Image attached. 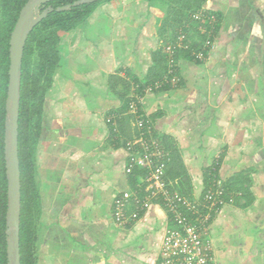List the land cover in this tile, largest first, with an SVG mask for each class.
Returning <instances> with one entry per match:
<instances>
[{"label":"crops","instance_id":"crops-1","mask_svg":"<svg viewBox=\"0 0 264 264\" xmlns=\"http://www.w3.org/2000/svg\"><path fill=\"white\" fill-rule=\"evenodd\" d=\"M202 8L216 16L212 47L202 61L177 56L176 83L145 94L140 107L176 152L169 168L191 197L214 175L237 190L209 225L213 264H264V0ZM167 18L160 0H110L61 35L33 151L34 264L157 263L169 226L163 209L154 204L119 226L111 207L131 189L123 142L135 128L124 83L149 75Z\"/></svg>","mask_w":264,"mask_h":264},{"label":"built area","instance_id":"built-area-1","mask_svg":"<svg viewBox=\"0 0 264 264\" xmlns=\"http://www.w3.org/2000/svg\"><path fill=\"white\" fill-rule=\"evenodd\" d=\"M191 18L198 22L197 32L203 33L204 38H194L192 30L189 33L178 30L163 47L165 70L151 82L134 80L126 101L125 112L131 115L135 131L123 142L129 156L125 173L130 176L136 171L138 175L133 189L124 190L114 198L111 216L117 225L125 226L137 221L154 204L163 209L169 226L163 234L156 264H213L209 225L220 208L234 200L233 193L218 176L212 177L202 196L197 198L189 195L180 178L169 177L170 152L140 107L145 94L176 83L174 69L179 52H189L191 58L202 61L212 47L216 16L197 11ZM117 117L107 116L105 121L114 124Z\"/></svg>","mask_w":264,"mask_h":264},{"label":"trees","instance_id":"trees-1","mask_svg":"<svg viewBox=\"0 0 264 264\" xmlns=\"http://www.w3.org/2000/svg\"><path fill=\"white\" fill-rule=\"evenodd\" d=\"M27 0H0V264H7L6 239H5V214L7 206V181L4 167L3 138H4V103L7 88V71L9 65L8 42L10 32L17 19L21 7ZM76 0H51L44 5H51L54 9L41 19L30 31L24 46L21 80H20V102L18 117V158L20 168L21 184V210L19 223V250L21 264L35 263V220L39 213L38 193L33 176V151L41 129V111L44 95L52 84V76L58 66L59 51L58 43L61 35L74 29L83 23L90 15L96 5L110 0H96L90 3H80L67 10L57 11L56 8L70 4ZM168 5L167 33L164 35L163 43L167 44L170 38H174L178 30L182 29L189 33L192 29L197 31L198 22L191 18L193 13L206 10L202 8L206 0H160ZM188 26V27H187ZM169 28V29H168ZM170 33V34H169ZM199 33V32H198ZM199 38H204L200 33ZM191 58L189 52L181 51L177 54ZM153 66L149 75L143 82H151L160 76L165 70L166 60L163 48L155 52ZM125 82V81H124ZM125 101L130 90V84L125 82ZM126 108V105H124ZM124 108V109H125ZM175 152V151H174ZM168 163L167 174L171 172ZM176 153V152H175ZM218 166L209 167L208 171L216 173ZM180 172V171H179ZM138 172L130 175V188L136 184ZM175 175V176H173ZM170 174L169 177H177ZM208 181H206V186ZM232 191V185L225 183ZM233 191L237 192L236 189ZM232 191V192H233Z\"/></svg>","mask_w":264,"mask_h":264},{"label":"water","instance_id":"water-1","mask_svg":"<svg viewBox=\"0 0 264 264\" xmlns=\"http://www.w3.org/2000/svg\"><path fill=\"white\" fill-rule=\"evenodd\" d=\"M51 0H27L21 7L9 36L7 88L4 103L3 156L7 181V206L5 214V239L7 264H21L19 250V223L21 210V184L18 158V117L22 57L26 39L33 27L54 8L44 7ZM96 0H76L57 7L67 10L80 3Z\"/></svg>","mask_w":264,"mask_h":264},{"label":"rangeland","instance_id":"rangeland-1","mask_svg":"<svg viewBox=\"0 0 264 264\" xmlns=\"http://www.w3.org/2000/svg\"><path fill=\"white\" fill-rule=\"evenodd\" d=\"M0 18H1V10H0ZM192 32H193V33L191 34V36H195V35H194V30H193V29H192ZM195 32H196V35L199 34L197 31H195Z\"/></svg>","mask_w":264,"mask_h":264}]
</instances>
